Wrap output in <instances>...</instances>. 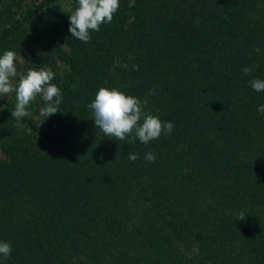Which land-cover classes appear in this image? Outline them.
Instances as JSON below:
<instances>
[{
  "label": "trees",
  "instance_id": "trees-1",
  "mask_svg": "<svg viewBox=\"0 0 264 264\" xmlns=\"http://www.w3.org/2000/svg\"><path fill=\"white\" fill-rule=\"evenodd\" d=\"M77 6L0 0V55L51 69L63 97L19 122L0 97V264H264V0H120L88 42L69 32ZM100 87L147 97L172 132L104 136Z\"/></svg>",
  "mask_w": 264,
  "mask_h": 264
},
{
  "label": "clouds",
  "instance_id": "clouds-1",
  "mask_svg": "<svg viewBox=\"0 0 264 264\" xmlns=\"http://www.w3.org/2000/svg\"><path fill=\"white\" fill-rule=\"evenodd\" d=\"M78 6L69 16V32L71 36L82 42H88L90 31H99L102 24L111 23L113 15L118 11L120 0H77ZM259 53L260 49H255ZM16 53L13 50H5L0 55V97L15 93L16 104L11 117L17 122L21 118L30 115L27 106L38 95L42 96L44 106L39 114L44 120L49 116L60 112L58 106L62 102L60 88L52 83L55 73L48 68H29L25 72H18L16 67ZM251 67H244L243 73L252 72ZM15 78V83L13 82ZM253 90L264 91V80L253 79ZM154 94V90H149ZM149 101L125 94L117 88L100 87L95 98L87 105L93 115V121L97 129L104 136L125 140L133 143L138 138L143 144L158 139L161 134H170L173 130L172 122H162L156 115L146 110ZM257 111L264 112V105ZM115 159V158H114ZM128 159L136 161L140 159L138 153H129ZM144 159L154 162L156 157L153 153L145 154ZM246 217L244 212L236 216V220L243 221ZM12 246L8 242L0 241V256L9 258Z\"/></svg>",
  "mask_w": 264,
  "mask_h": 264
}]
</instances>
